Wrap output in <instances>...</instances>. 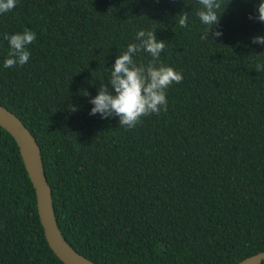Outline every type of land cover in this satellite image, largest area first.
I'll return each instance as SVG.
<instances>
[{"label": "trees", "instance_id": "1", "mask_svg": "<svg viewBox=\"0 0 264 264\" xmlns=\"http://www.w3.org/2000/svg\"><path fill=\"white\" fill-rule=\"evenodd\" d=\"M220 2L212 42L197 0H17L0 15V105L39 147L59 232L95 263L235 264L264 249V45L251 42L264 23L249 19L260 0ZM26 29L30 60L5 68L4 34ZM140 30L166 42L161 60L183 81L166 112L128 130L89 101ZM0 264H63L1 127Z\"/></svg>", "mask_w": 264, "mask_h": 264}, {"label": "clouds", "instance_id": "2", "mask_svg": "<svg viewBox=\"0 0 264 264\" xmlns=\"http://www.w3.org/2000/svg\"><path fill=\"white\" fill-rule=\"evenodd\" d=\"M197 2L200 8L196 11V16L203 25L207 26L201 39L211 41L210 36L221 37V31H213V27L218 26L221 17L217 14L221 8L220 0H197ZM16 4L17 0H0V15L11 12ZM255 10L258 15L255 17L250 15L249 19L264 23V0H260ZM188 16V12H181L175 20L180 27H187ZM155 32L138 31L135 42L129 43L126 51L116 58L108 83L101 84L98 94L89 101L93 105L89 115L100 114L102 119L119 117V127L131 130L141 123L143 117L159 115L161 111H167V90L173 84L182 83L183 75L162 62L161 53L166 49V42L158 40ZM4 39L9 44L8 58L4 61V67L25 65L31 57L28 46L36 41V33L26 29L12 35L4 34ZM251 42L264 45V36H255ZM142 51L151 57L147 65L143 63L138 65L134 60V57ZM262 69L264 65H256V71ZM71 111L76 109L71 107Z\"/></svg>", "mask_w": 264, "mask_h": 264}, {"label": "water", "instance_id": "3", "mask_svg": "<svg viewBox=\"0 0 264 264\" xmlns=\"http://www.w3.org/2000/svg\"><path fill=\"white\" fill-rule=\"evenodd\" d=\"M0 127L13 138L17 146L34 190L37 216L49 249L63 264H98L75 251L59 232L51 207L50 189L44 176L40 150L33 135L17 116L2 105ZM263 259L264 249L244 257L235 264H259Z\"/></svg>", "mask_w": 264, "mask_h": 264}]
</instances>
